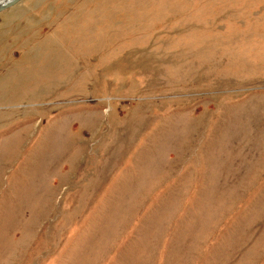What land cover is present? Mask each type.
Instances as JSON below:
<instances>
[{"label":"rangeland","instance_id":"rangeland-1","mask_svg":"<svg viewBox=\"0 0 264 264\" xmlns=\"http://www.w3.org/2000/svg\"><path fill=\"white\" fill-rule=\"evenodd\" d=\"M0 264H264V0L0 12Z\"/></svg>","mask_w":264,"mask_h":264},{"label":"water","instance_id":"water-1","mask_svg":"<svg viewBox=\"0 0 264 264\" xmlns=\"http://www.w3.org/2000/svg\"><path fill=\"white\" fill-rule=\"evenodd\" d=\"M21 0H0V12L16 5Z\"/></svg>","mask_w":264,"mask_h":264}]
</instances>
